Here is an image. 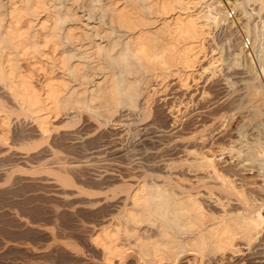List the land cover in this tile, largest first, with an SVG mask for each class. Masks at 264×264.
Returning <instances> with one entry per match:
<instances>
[{
    "label": "bare ground",
    "instance_id": "bare-ground-1",
    "mask_svg": "<svg viewBox=\"0 0 264 264\" xmlns=\"http://www.w3.org/2000/svg\"><path fill=\"white\" fill-rule=\"evenodd\" d=\"M185 1L0 0V85L6 91L8 100L17 107V116L23 117L36 128L32 132L23 130V136L32 139L35 132L39 134L41 140L47 142L52 139L53 133L74 128L85 115L96 122L95 131H75L61 137L62 142H66L71 150L86 154L85 160L72 158L73 156L59 157L56 152H51L52 149H45L39 154V159L36 157L35 163L46 166L43 168L46 170L49 165V169L54 166L53 170H66L68 173L78 171L80 174L82 171L79 170H84L86 175H89L88 180L91 177L95 182L98 181L97 190L100 191L98 194L102 195V200L107 205L104 206L106 209L101 207L105 214L102 215L103 221L99 216L102 221L99 228L93 229L92 243L94 247L100 249L103 264H131V259L135 260V264H181L184 259L191 257L189 253H193L192 257L200 263L204 258H210L211 261L218 254L224 258L228 252L233 255L243 253L242 244L238 241L244 242L252 251L264 243V238L263 241L259 239L264 230V200L250 197L243 187L238 186L235 179H232L237 177L236 174L231 173L233 175L231 176L219 170L216 163L205 157L204 153L199 154L200 159L192 155L194 150L190 151V148H193L190 144L196 142L197 138L190 129L196 127L197 122L190 124L181 119L178 123L175 118L174 124L169 125L167 120H162L159 111L152 108L151 98H143L144 104L139 102L144 92L142 86L149 85L151 79L164 80L176 72L186 73L193 68L198 55L205 50L204 43L212 35L210 31L214 25L217 29L219 27L226 29L227 33L231 31L228 35L234 36V39L227 37L225 40L227 44L237 36L238 39L241 38L232 52V60L227 59L230 61L228 69L241 70L239 73H246L247 79L251 76L248 80L243 79L247 94L244 93L245 89L239 91L243 90L240 92L250 99L243 105L247 106L248 102H251L248 109L254 111V113L252 111L254 118L251 114L250 118L259 121L256 128H263L264 0H208L205 11L202 10L198 15L188 14L182 17V13H179L173 23L163 21V26L154 29L159 17L165 20L174 13L176 3L183 5ZM190 2L187 5H191ZM222 4L224 7H221ZM74 5L79 8L85 5L87 8V21L90 22L88 26L94 31L92 34L86 33L89 36L87 39H80L76 33L75 25L79 19L77 11L72 8ZM231 10L235 14L238 13L237 21L229 18ZM44 13L50 15L52 25L47 27L43 23L45 34L41 37L37 25L34 24ZM227 22V26H221ZM25 24L28 26L27 31L24 30ZM234 28H238L236 35ZM241 31L253 41L259 68L251 65L254 60L251 64L249 62L245 64L244 60L241 63L238 59L245 54L242 47V38L245 36L240 35ZM85 45L89 48H79ZM223 47L224 45L219 49L216 44L211 52L214 54L219 50L221 54ZM59 49L62 52L58 61L65 70L63 75L68 77L69 81L64 76L59 79L45 78L44 81H37L35 69L24 71L21 65L23 61L27 59L39 61L48 50L56 53ZM216 62L218 60L215 59L214 64ZM93 63L95 66H91ZM84 68H88V71ZM96 73L106 77L103 84H96L94 78H91ZM225 79L230 88L229 76ZM85 80L89 81L84 82ZM235 82L237 85L234 82L233 85L238 86L237 78ZM72 83H77L80 87L85 85V88L70 89ZM90 84L92 88L94 86L93 89L87 88ZM233 96L232 94L230 98ZM242 96L241 99L238 95L235 96L239 98L238 102L245 99V96ZM2 101L0 121L4 125L15 113L2 106ZM242 107L244 110V106ZM123 109L131 112L136 109L143 111L133 120L134 124H131L138 126L132 130L134 134L129 130L132 137L126 138L120 134L118 137L100 135L99 129L110 124L113 126L119 124L120 120H117L116 116ZM61 116L70 118L59 127L55 120ZM244 124L245 122L243 126ZM126 126L130 124L127 123ZM186 130L192 132L193 136L185 138L183 133ZM130 133L128 132V135ZM238 133V142L241 144L247 142L243 146L247 148L243 150L242 147L237 154L246 153L243 155L246 157L243 162L259 164V168L264 172L262 138L255 135L256 139L252 136V140L255 141L250 142L246 138V130L245 134L242 131ZM232 135L228 132L225 137ZM184 142L189 147L184 145ZM231 148L229 151H232ZM182 152L188 155V158L192 155L196 159L188 161L185 156L186 159L182 160V154L180 155ZM184 167H189L188 172L192 170L207 172L210 179L214 180L212 183L216 182L214 184L205 182L200 188L206 192L205 197L214 199L213 202L222 207L220 215L208 211L209 205L201 199L204 198L202 194L204 191L199 187L183 184L184 177L182 174L179 175L178 170ZM201 180L204 181L205 177ZM95 194L97 195L96 192ZM233 201L236 203L235 207L227 210V206ZM256 241L259 242L253 247ZM259 250L253 251L252 256L254 255L256 263L264 264V250L263 248Z\"/></svg>",
    "mask_w": 264,
    "mask_h": 264
},
{
    "label": "rangeland",
    "instance_id": "rangeland-1",
    "mask_svg": "<svg viewBox=\"0 0 264 264\" xmlns=\"http://www.w3.org/2000/svg\"><path fill=\"white\" fill-rule=\"evenodd\" d=\"M190 1L192 2V0H186L183 5L176 3L174 13L170 14L165 20L159 17L154 29H158L163 26L165 21L166 23H173L174 18H177L179 13H182V17H186L188 14L194 16L198 15L202 10L205 11L206 3H208V0H194V3L192 2L191 5H187ZM80 3L81 2L79 1V4ZM221 7H224V4H222ZM72 8L77 11L79 19L77 25H75V30L77 31L76 33L80 36V39H87V34H92L94 32L91 27L88 26V23L90 22L87 21V8L85 5H81L80 8L74 5ZM237 18H239L238 13H236V18H234L233 21H237ZM43 23L47 27L52 25V19L48 13H44L40 17V20L34 24L37 25V29L41 37L45 34V25H43ZM227 25L228 22L226 24L222 23L221 26L224 27ZM24 30H28V26L26 24L24 25ZM236 30H238V28H234L235 35ZM211 32L212 35H210V37L207 38L208 40L204 43L205 50L198 55V60L194 64L193 68L189 69L186 73L176 72L175 75L173 74V76H168L164 80L158 78L151 79L149 85L142 86L144 92L139 102L144 104L145 100H143V98H151L152 108L158 110L162 120H167L169 125L174 124L175 118H177L178 123L181 119L188 121L189 123L197 122L196 127L194 126L192 129H190L191 127L189 128L190 131H194L193 135L197 138L196 142L190 144V146H193V148H190V151L192 152V150H194V154L192 155H195L196 158L198 156L199 158L201 156L199 154H201V152L202 154L204 153L205 157L210 160L212 159L216 163V167L219 170L221 169L231 176L236 174L235 176L238 178L233 177L232 179H235L236 184L238 186H242L250 197H255L258 200H264L263 170L259 168V164L255 165L256 163H253L251 165L252 162L250 163V161L243 162L244 158H246L243 155H246V153L241 155L237 154V151L242 149V147L247 143L244 142V144H241L240 141L238 142V132L242 131V133L245 134L246 130V138L250 142L255 141V135L256 137L259 135L260 137L258 138H262L261 141L263 140L264 142V127L257 129L256 127L259 124V121H257L258 119H255L256 121H254V119L252 120L250 118V114L251 117L254 118V114L252 115L253 110L248 109L250 108L251 102H248L250 105H243L244 102L247 103V100H250L248 96H245L248 91L245 88L246 85L244 84V80H248L251 76L247 79L248 75L246 73H239L241 70L236 68L228 69V64L232 60V52L238 45H236V43L241 41V38L238 39L237 36L235 37V40H232L227 44V41L225 40L229 38L230 35L228 34L231 33V31H228L227 33L226 29L224 30L221 27L217 29L213 25L210 34ZM240 35L242 37L246 36L243 31L240 32ZM212 36L215 38V41H213ZM230 38L234 39V36H230ZM262 43H264V41ZM216 44H218L219 49H221L220 47L224 45V49L220 51L221 54H219V50L214 54L211 52L212 49L216 47ZM229 45L231 48H229ZM79 48L88 49L89 46L85 45ZM90 51L93 52V49ZM61 52V49H59L56 53L48 50L47 53L39 59V61L27 59L23 61L21 65L24 71H30L31 68L35 69L36 72L34 75L35 80L37 81H44L45 78L59 79L64 76L63 73L65 72V70L62 69L63 66L60 61H58L60 60ZM255 52L254 50H251V53L245 52V54L239 56L238 59L241 63H243L244 60L245 64L246 62L251 64V61L254 60L251 65L259 68L260 64ZM215 59L216 61L218 60L216 64H214ZM227 59L231 60L228 61ZM93 64L94 65L91 64V66H95V63ZM87 69L88 68L85 70L88 71ZM235 73L238 77L242 75L243 78L240 77L239 80ZM98 75L99 73H96V75L91 78H94L93 80L96 84H103L106 77ZM245 75H247V77ZM226 76H229V80L232 82L229 84L230 88L225 79ZM231 76L234 78L232 79ZM64 77L69 81L68 77ZM235 77L237 78L238 86L233 85V82L234 84L236 83ZM86 81L88 82L89 80H85L84 82ZM239 82L243 83L239 84ZM235 85H237V83ZM71 87L74 89H82L85 88V85L80 87L77 83H72L70 89ZM87 88L93 89L94 86L92 88L90 84ZM239 89H245L244 93L246 94L242 93L243 90H240L242 91L240 92ZM234 90L236 93H234ZM229 93L234 96L230 98L231 95H229ZM237 95L240 99L242 95V97L245 96V99H242V101L240 100L242 103L238 102L239 98L235 97ZM224 96L225 98L223 99L222 97ZM234 99L238 100L235 101ZM0 101H2V106L5 108L7 107V110L9 109L8 111L11 109V111L13 110L16 114H13L9 120H6L4 125L0 121V264H103L100 249L94 247L92 243L93 231L96 227L99 228L98 226L101 225L99 223H102L103 221L102 215L105 214L103 210L106 209L105 207L107 205H105L102 200V195L98 194V192L100 193V191H98L99 189L97 190V186L99 185L98 181L95 182L91 179V177L88 180L89 175H86L87 173L84 170H79L82 171L80 174L78 171H75L74 173L70 171V173H68L69 171L66 172V170H53L54 166H51L52 169L51 167L49 169L50 165L47 166L48 169L46 170L43 169L46 168V166H39L36 164V157L39 159V154L45 149H52L51 152H56L59 157L63 156L65 158L69 156L68 158H70L73 156L72 158L77 157L78 160H85L87 158L86 154L85 156L84 153L71 150L66 142H62L61 139L63 138L61 137H65L64 134L75 131H95L97 129L95 120L92 121L93 119H89L88 115H85L83 117V120L86 119L85 124H83L82 120L80 123L76 124L74 128L68 130L62 128L63 130L53 133V136L51 137L52 139L46 142L41 140L39 134L35 132L34 134L32 133L34 135H32V139L23 136V130L26 129L27 131L32 132L36 130V128L34 127V124L32 125L30 122H26L23 117L19 118L17 116V107H15V105L8 100V95L6 94V91L3 90L1 85ZM238 106L240 107L238 108ZM242 106H244V110ZM245 106L247 108H245ZM249 110H251V112ZM142 112L143 111H139V109L132 112L128 109H123L116 116L117 120H120V122H118L119 124H116L115 126L110 124L106 126V128L103 127L99 129L98 133L100 135H108L109 137H118L123 135L126 136V138H131L132 134L129 130L132 132V130L138 127L137 124H131H134L133 120L137 119ZM69 118V116H61L55 120V124L60 127L66 123ZM100 119L103 120L102 118ZM249 120L250 123L248 122ZM244 122L245 124L243 126ZM252 122L253 126L251 124ZM127 123H129L131 127H127ZM261 123H263V121H261ZM209 126L212 128H209ZM245 126L247 127L245 128ZM241 128L242 130H240ZM255 130L256 132H254ZM190 131L186 130L183 133V136H185V138L193 136ZM128 132L130 135H128ZM228 132L231 135L234 133L231 137H227L229 139L225 137ZM251 132L254 133L251 134ZM132 133L134 134V132ZM252 136L254 138L253 140ZM58 140L60 141L58 142ZM183 144L186 145V142ZM186 146L189 147V145ZM194 146H196L199 150H197L196 147L194 148ZM230 146H232L235 150L233 151V148ZM229 147L233 153L232 151H229ZM246 148L247 147H243V150H246ZM223 149L224 151H222ZM181 154V159L188 158V155H184L183 152L180 153V155ZM192 155H190L188 161L196 159ZM18 156L21 157V159H17L19 158ZM188 169L189 167H184L183 169L178 170V173H180L179 175L182 174L181 176L184 177L183 179L185 182L183 184L185 186L191 185L193 187L200 188L203 184L205 185V182H207V184L216 183H212L214 180L210 179V175H208L207 172H195L194 170L188 172ZM83 171L87 176L86 179H84L85 175L83 174ZM76 172L78 173L76 174ZM204 177L205 180L202 181L201 179ZM65 180H68L69 183L68 181L65 182ZM201 190L204 191L203 188ZM202 194H204V198L201 199L206 202V205H209L208 211L214 215H220L222 213L221 210H223L222 207L215 204L213 202L214 199L210 200L207 196L205 197V191L204 193L202 192ZM235 205L236 203L233 201V203L231 202L226 209L230 210L235 207ZM100 212H102L101 215ZM113 214L115 213L113 212ZM99 216L102 221H100L101 219ZM261 234L262 235H260L259 239L262 240L264 238V230ZM258 242L259 241H256L253 247L257 245ZM238 243L242 244L241 249L243 250V253L233 255L228 252L225 254L224 258L218 254L215 258L211 257V261L209 260L210 258H204L203 261H200V263L192 257L193 253H189L191 257L184 259L181 264H259L255 262L254 255L252 256V253L260 248H263L264 250V243H261L262 246L260 248L257 247L253 251L249 250L248 247L244 245V242L238 241ZM263 250H261V253ZM130 263L135 264L136 262L134 259H131Z\"/></svg>",
    "mask_w": 264,
    "mask_h": 264
},
{
    "label": "built area",
    "instance_id": "built-area-1",
    "mask_svg": "<svg viewBox=\"0 0 264 264\" xmlns=\"http://www.w3.org/2000/svg\"><path fill=\"white\" fill-rule=\"evenodd\" d=\"M227 1V0H224ZM236 17V14L234 11L229 12V18L234 19ZM242 47L246 53H251V50H253V41L251 38L245 36L242 38Z\"/></svg>",
    "mask_w": 264,
    "mask_h": 264
}]
</instances>
